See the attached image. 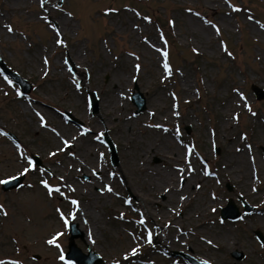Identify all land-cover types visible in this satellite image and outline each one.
I'll return each mask as SVG.
<instances>
[{"label": "rangeland", "instance_id": "1", "mask_svg": "<svg viewBox=\"0 0 264 264\" xmlns=\"http://www.w3.org/2000/svg\"><path fill=\"white\" fill-rule=\"evenodd\" d=\"M0 60V261L264 264V0H0Z\"/></svg>", "mask_w": 264, "mask_h": 264}, {"label": "water", "instance_id": "2", "mask_svg": "<svg viewBox=\"0 0 264 264\" xmlns=\"http://www.w3.org/2000/svg\"><path fill=\"white\" fill-rule=\"evenodd\" d=\"M0 70L2 73L8 75L16 84H18V86L20 87V89L22 90L23 93H26L27 91L30 90V84L27 85L26 80L22 79L16 72L9 70L0 60ZM137 89V87H135ZM252 90L256 95V98L258 100L262 99L264 97V90L261 88H258L256 86H252ZM91 105L95 106V110H96V101H95V96L93 93V97L91 96ZM130 100L134 103V105L136 106V110L135 113H139L141 110H143L144 107V96L142 93L140 92H135L132 94V96L130 97ZM64 114L66 115V117L71 120L74 121L78 124H80V122H78L75 118H73L70 113L68 112H64ZM189 128H187L188 130ZM10 135V134H9ZM105 141L109 147V150L111 151V162L113 164H115L117 162L115 155V149L113 147L112 142L110 141L109 137L106 135L105 136ZM34 157V156H33ZM33 161L36 163V165H41L40 160H38L37 158H33ZM17 178H20L19 181L22 180L23 177L17 176L16 179H6L5 181H7V183H5L6 185H8L11 182H15V180H17ZM19 184H11L9 186H3V189H10V188H14V187H18ZM243 205H244V211H250L253 208L251 206H248L244 201H243ZM240 215V211L238 210V208L236 206H234V203L232 202V200L230 199L228 201V204H226V206L224 208L221 209V218H228V219H236L238 216ZM68 228L70 230L71 236H70V241L68 244V250L67 252L64 254V260L71 262L73 264H102L103 260H101V258L98 256V254H96L95 252L88 250L87 253H83L80 251V249L76 246V244L74 243V238L77 237L78 233L76 232L78 229L76 224H68ZM256 237L258 238V240L261 242V244L264 246V236L263 234L259 231V230H255L254 231ZM82 237V234H79ZM231 255L237 259L240 260L243 257L242 252L240 251H233L231 253ZM36 258H38V256H35ZM190 262L191 264H202L201 262H198L188 256H185ZM204 264V263H203ZM208 264V263H207Z\"/></svg>", "mask_w": 264, "mask_h": 264}, {"label": "snow or ice", "instance_id": "3", "mask_svg": "<svg viewBox=\"0 0 264 264\" xmlns=\"http://www.w3.org/2000/svg\"><path fill=\"white\" fill-rule=\"evenodd\" d=\"M43 3H44V0H42V4H43ZM233 10H234V11H238L239 9L234 8ZM250 19H251V17H250ZM8 31H9V32H12L13 29H12L11 27H8ZM217 31H219V30H217ZM57 43H58V44H61V43H63V41H61V40H57ZM164 55L167 56V53L165 52ZM45 63L47 64V60H45ZM137 68L139 69V65H137ZM164 68H165L166 71H168V72L170 73V69H169V66H168L167 62H165V64H164ZM66 144H67V142H66ZM29 163H30V167H31V166H32L31 161H30ZM27 171H29V169L26 168V169L24 170V172H27ZM206 174H207V173H206ZM10 179H16V177H11ZM3 183H7V181L0 180V184H3ZM41 183H42L46 188H48L49 195H52L53 191H55V192H59V191H60L59 188H53V187L49 186V184H48L47 181H41ZM107 190H108L109 192L112 191V189H111L110 187H108ZM72 203L75 204L76 201H72ZM0 210H2V209H0ZM5 214H6V213H5ZM139 223H141V224L144 223V219H143V217H141V220L139 221ZM59 235H60V234H57V236H59ZM148 238H149V242H151V233L148 234ZM55 242H56V237H53V239H51V240L48 241L49 244H54ZM136 251H137V249H133V250H132V255H135V254H136ZM125 258H127V257H125ZM60 259H61V260L64 259L63 255L60 256ZM0 264H4V262H3V261H0ZM13 264H18V262H13ZM204 264H207V262H204Z\"/></svg>", "mask_w": 264, "mask_h": 264}, {"label": "bare ground", "instance_id": "4", "mask_svg": "<svg viewBox=\"0 0 264 264\" xmlns=\"http://www.w3.org/2000/svg\"><path fill=\"white\" fill-rule=\"evenodd\" d=\"M67 144L68 146L72 143L68 142L67 141ZM165 144V143H164ZM163 143H159L158 147H155V145L153 146L155 149H158L159 151H161V153L163 154V158L166 159L167 161H176L178 162L180 160V156H181V152L180 153H177L175 151V148L172 149L168 143H166L164 145ZM151 171H153L151 169ZM150 171V172H151ZM157 186L160 185L161 183H165L169 180V178H171V173H166V172H158L157 170ZM156 186V185H155ZM172 188V186H171ZM187 198H188V195H187ZM204 241V239H203Z\"/></svg>", "mask_w": 264, "mask_h": 264}, {"label": "trees", "instance_id": "5", "mask_svg": "<svg viewBox=\"0 0 264 264\" xmlns=\"http://www.w3.org/2000/svg\"><path fill=\"white\" fill-rule=\"evenodd\" d=\"M231 4H233L232 2H231ZM234 6V5H233ZM138 10V9H137ZM139 11V10H138ZM248 11H249V9H248ZM141 13V12H140ZM143 14V13H142ZM257 20H259L260 21V19H258V18H256Z\"/></svg>", "mask_w": 264, "mask_h": 264}]
</instances>
